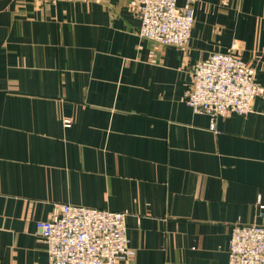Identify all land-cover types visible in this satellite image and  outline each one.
<instances>
[{
    "label": "crops",
    "instance_id": "obj_1",
    "mask_svg": "<svg viewBox=\"0 0 264 264\" xmlns=\"http://www.w3.org/2000/svg\"><path fill=\"white\" fill-rule=\"evenodd\" d=\"M190 1L178 47L139 35L138 0H0V264H49L62 204L126 213L133 264H229L233 226L264 225V91L215 130L187 103L233 46L264 88V0Z\"/></svg>",
    "mask_w": 264,
    "mask_h": 264
},
{
    "label": "built area",
    "instance_id": "obj_2",
    "mask_svg": "<svg viewBox=\"0 0 264 264\" xmlns=\"http://www.w3.org/2000/svg\"><path fill=\"white\" fill-rule=\"evenodd\" d=\"M40 3L77 0H38ZM139 35L161 45L189 44L195 13L190 0H138ZM264 88L256 71L233 46L217 51L191 69L187 103L210 117L247 115ZM64 125H71L70 119ZM47 244L49 264H133L136 250L127 235V214L73 204L56 207L49 220L37 223ZM229 264H264V225L235 224L229 242Z\"/></svg>",
    "mask_w": 264,
    "mask_h": 264
},
{
    "label": "rangeland",
    "instance_id": "obj_3",
    "mask_svg": "<svg viewBox=\"0 0 264 264\" xmlns=\"http://www.w3.org/2000/svg\"><path fill=\"white\" fill-rule=\"evenodd\" d=\"M38 1V0H37ZM39 2V1H38ZM236 52H237V49H236ZM238 53V52H237Z\"/></svg>",
    "mask_w": 264,
    "mask_h": 264
}]
</instances>
